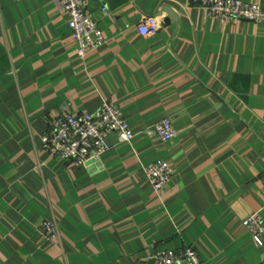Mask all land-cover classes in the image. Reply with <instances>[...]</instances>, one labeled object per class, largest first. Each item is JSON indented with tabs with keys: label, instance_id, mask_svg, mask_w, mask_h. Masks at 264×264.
Wrapping results in <instances>:
<instances>
[{
	"label": "crops",
	"instance_id": "crops-1",
	"mask_svg": "<svg viewBox=\"0 0 264 264\" xmlns=\"http://www.w3.org/2000/svg\"><path fill=\"white\" fill-rule=\"evenodd\" d=\"M259 3L264 0H242ZM105 43L76 54L57 0H0V264H150L193 246L205 264H264V21L225 23L192 0H86ZM145 15L161 29L141 36ZM113 101L134 132L69 166L43 148L61 114ZM177 131L161 140L156 124ZM175 174L157 193L144 167ZM50 220L58 236L40 226Z\"/></svg>",
	"mask_w": 264,
	"mask_h": 264
},
{
	"label": "built area",
	"instance_id": "built-area-1",
	"mask_svg": "<svg viewBox=\"0 0 264 264\" xmlns=\"http://www.w3.org/2000/svg\"><path fill=\"white\" fill-rule=\"evenodd\" d=\"M59 9L68 15V25L78 47L76 54L84 58L86 54L105 43V35L97 22L86 10V0H57ZM192 3L205 8L209 17L225 23L246 19L256 24L264 21V12L259 3L242 0H192ZM161 29L160 18L145 15L137 25L141 36L156 35ZM158 137L171 141L177 136L170 117L160 120L155 126ZM116 133L120 142H130L134 132L122 110L111 100H104L95 112L65 113L51 121V127L43 135V148L52 156L58 157L69 166H83L91 160H99L110 146L107 137ZM145 175L157 193H162L172 180L175 169L169 160L158 159L144 167ZM264 196V179L261 183ZM246 228L260 245L264 233L263 218L254 212L246 218ZM49 238L58 236L57 224L45 220L40 226ZM152 264H205L193 246L181 250H157L150 257Z\"/></svg>",
	"mask_w": 264,
	"mask_h": 264
},
{
	"label": "water",
	"instance_id": "water-1",
	"mask_svg": "<svg viewBox=\"0 0 264 264\" xmlns=\"http://www.w3.org/2000/svg\"><path fill=\"white\" fill-rule=\"evenodd\" d=\"M152 262H153V261L151 260L150 264H152Z\"/></svg>",
	"mask_w": 264,
	"mask_h": 264
}]
</instances>
